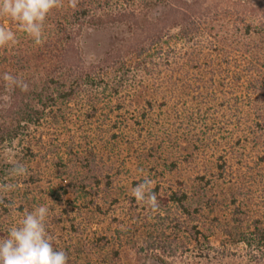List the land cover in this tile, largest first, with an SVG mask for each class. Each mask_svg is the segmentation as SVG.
I'll return each instance as SVG.
<instances>
[{"label": "rangeland", "instance_id": "374dc122", "mask_svg": "<svg viewBox=\"0 0 264 264\" xmlns=\"http://www.w3.org/2000/svg\"><path fill=\"white\" fill-rule=\"evenodd\" d=\"M112 34L109 28L84 26L82 54L100 55L115 44ZM110 95L93 103L80 93L51 107L38 129L42 139L36 160L29 161L25 152L11 156L0 147L4 184L16 185L0 192V237L26 210L44 205L54 247L68 253L69 264H141L138 252L148 246L155 250L145 264H162L158 256L177 264H264L262 255L237 242L244 223L264 228V131L248 129L247 144L220 174L219 148L225 150V138L210 150L200 141L170 140L169 133L187 137L192 127L158 105L138 125L140 113L114 112ZM15 162L27 168L26 175H10ZM145 177L152 181L156 211L132 195ZM181 185L192 194L187 204L192 215L180 213L169 197ZM183 225L191 235L195 228L204 233L205 245L189 240L180 249L178 240L191 239Z\"/></svg>", "mask_w": 264, "mask_h": 264}, {"label": "trees", "instance_id": "16d2710c", "mask_svg": "<svg viewBox=\"0 0 264 264\" xmlns=\"http://www.w3.org/2000/svg\"><path fill=\"white\" fill-rule=\"evenodd\" d=\"M0 24L17 36L14 46L0 48V96L6 94L5 72L29 86L27 92L15 88L8 106L0 101V147L11 156L25 152L29 161L39 158L38 129L46 112L80 93L93 103L100 95L111 94L112 110L140 113L138 125L148 120L156 105L166 109L172 119L192 127L187 137L185 132L169 133L170 140L200 141L210 150L225 138V150L218 147L220 174L232 167L227 161L247 144L250 130L264 131L261 1L257 5L251 0H78L72 8L63 0V7L54 9L45 22L42 45L19 31L11 19L0 17ZM84 26L109 28L115 44L100 55L85 57L79 46ZM4 183L1 173L0 185ZM186 189L181 185L169 197L180 213L192 215L187 206L192 194ZM154 190L160 191L158 183ZM6 202L11 204L9 198ZM243 225L237 242L264 260V228ZM195 229V234L188 232L191 239L178 240L180 249L189 240L205 245L206 235ZM154 250L148 246L138 252L141 264L153 257Z\"/></svg>", "mask_w": 264, "mask_h": 264}, {"label": "clouds", "instance_id": "9594fccd", "mask_svg": "<svg viewBox=\"0 0 264 264\" xmlns=\"http://www.w3.org/2000/svg\"><path fill=\"white\" fill-rule=\"evenodd\" d=\"M78 0H68L72 8L77 7ZM63 7V0H0V17H6L15 22L18 30L30 37L36 45L44 43L45 22L49 14ZM17 36L14 31L0 24V48L14 46ZM6 94L0 96L4 106H8L10 93L15 88L27 92L29 86L22 79L9 72L3 74ZM27 168L19 163H13L10 175L15 178L24 176ZM15 184L0 185V192L15 190ZM132 195L138 203L148 205L153 211L158 209L155 193L152 191V181L145 177L132 190ZM49 209L44 205L25 211L19 223H13L7 234L0 237V264H69V256L63 249L54 247V241L47 229Z\"/></svg>", "mask_w": 264, "mask_h": 264}]
</instances>
